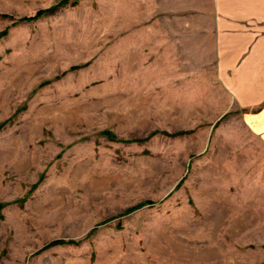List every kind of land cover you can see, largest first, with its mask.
Here are the masks:
<instances>
[{
  "label": "rangeland",
  "instance_id": "rangeland-1",
  "mask_svg": "<svg viewBox=\"0 0 264 264\" xmlns=\"http://www.w3.org/2000/svg\"><path fill=\"white\" fill-rule=\"evenodd\" d=\"M205 1L0 0V264H264V147L202 67Z\"/></svg>",
  "mask_w": 264,
  "mask_h": 264
},
{
  "label": "crops",
  "instance_id": "crops-1",
  "mask_svg": "<svg viewBox=\"0 0 264 264\" xmlns=\"http://www.w3.org/2000/svg\"><path fill=\"white\" fill-rule=\"evenodd\" d=\"M203 65L264 147V0H206L202 8ZM188 28L191 22H187Z\"/></svg>",
  "mask_w": 264,
  "mask_h": 264
},
{
  "label": "trees",
  "instance_id": "trees-1",
  "mask_svg": "<svg viewBox=\"0 0 264 264\" xmlns=\"http://www.w3.org/2000/svg\"><path fill=\"white\" fill-rule=\"evenodd\" d=\"M24 20H31V19H30V18H24ZM110 135H111L112 140H116L112 134H110ZM59 243L62 244V243H64V242H63V241H56V242H54L53 244H59Z\"/></svg>",
  "mask_w": 264,
  "mask_h": 264
}]
</instances>
